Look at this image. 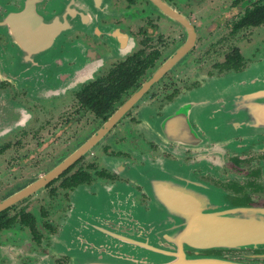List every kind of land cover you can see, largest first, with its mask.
Returning a JSON list of instances; mask_svg holds the SVG:
<instances>
[{
	"label": "flooded vegetation",
	"instance_id": "af4514ba",
	"mask_svg": "<svg viewBox=\"0 0 264 264\" xmlns=\"http://www.w3.org/2000/svg\"><path fill=\"white\" fill-rule=\"evenodd\" d=\"M261 62L264 0H0V264H71L54 239L77 190L129 185L148 208L159 159L264 208V152L211 138L189 98Z\"/></svg>",
	"mask_w": 264,
	"mask_h": 264
},
{
	"label": "water",
	"instance_id": "95a60500",
	"mask_svg": "<svg viewBox=\"0 0 264 264\" xmlns=\"http://www.w3.org/2000/svg\"><path fill=\"white\" fill-rule=\"evenodd\" d=\"M190 97H203L211 115L204 116L203 126L211 138L226 145L239 139L245 150L264 152V62L212 80ZM209 167L197 162L181 168L159 159L142 178L151 198L148 208L139 206L129 185L98 187L96 196L78 189L55 246L72 258L71 264H252L230 259L228 252L264 259V208L243 204L233 184L218 186L202 177ZM198 169L201 173H195Z\"/></svg>",
	"mask_w": 264,
	"mask_h": 264
}]
</instances>
